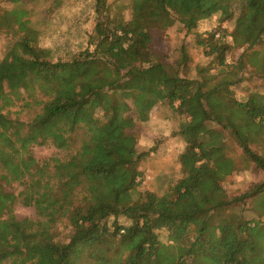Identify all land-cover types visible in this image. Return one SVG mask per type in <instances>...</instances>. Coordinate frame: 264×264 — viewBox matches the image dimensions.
Here are the masks:
<instances>
[{
	"label": "trees",
	"instance_id": "obj_1",
	"mask_svg": "<svg viewBox=\"0 0 264 264\" xmlns=\"http://www.w3.org/2000/svg\"><path fill=\"white\" fill-rule=\"evenodd\" d=\"M92 11L86 47L60 58L23 4L0 9L8 54L30 79L0 91V264H264V181L232 198L223 188L246 165L264 175V94L233 90L248 67L264 82V0H92ZM214 16L193 76L184 46L174 61L156 50V34ZM157 106L181 119L184 143L181 178L162 196L140 189L149 153H121ZM16 108L33 112L20 121ZM35 147L62 156L37 159ZM16 204L35 218L18 220Z\"/></svg>",
	"mask_w": 264,
	"mask_h": 264
},
{
	"label": "rangeland",
	"instance_id": "obj_2",
	"mask_svg": "<svg viewBox=\"0 0 264 264\" xmlns=\"http://www.w3.org/2000/svg\"><path fill=\"white\" fill-rule=\"evenodd\" d=\"M0 0L1 10H10L19 4L29 11V19L32 26L39 33V45L52 49L55 54L64 58L70 54L77 53L86 47L87 36L91 34L94 26V14L92 11V0ZM55 1L58 7L55 8ZM114 2L115 0H109ZM127 2V0H123ZM217 17L214 16L208 21L200 22L191 33H186L182 26L175 23L164 33H158L154 36V45L160 54L165 55L169 61H174L179 55V49L184 46L186 52L190 55V72L194 75V66L198 63L206 64L207 60L202 57L201 50L195 45L198 35L216 30L218 27ZM221 27L231 32V22L221 24ZM13 40L10 36L0 33V91L9 92L18 88L21 91L29 85L30 79L15 68V62L8 52ZM228 42H231L228 39ZM258 50H264V43L257 47ZM157 50V51H158ZM243 49H235L233 58L242 53ZM242 82L233 88L236 97L241 100L250 92L258 91L264 94V82L262 79L253 75L251 68H246L242 73ZM33 111H24L21 114L19 110L11 109L12 118H18L20 121H27ZM181 119L177 117L168 107L157 106L154 108L146 123L137 124L129 143L121 147L122 154H129L135 151L137 154L149 153L138 165V170L143 175L140 189L157 196L171 194L173 185L181 178L178 157L184 150V143L178 135ZM209 127H213L208 124ZM231 157L238 164L240 151L232 143ZM34 156L37 159H45L52 156L61 157L56 150L51 147H35ZM264 155V152H261ZM264 181L262 172L254 169L253 165H246V168L239 169L238 172L228 177L223 182V188L229 198L239 196L251 184ZM12 191L17 193L18 187L13 186ZM173 196V195H171ZM248 205H245L247 207ZM14 215L20 220L23 218H35L32 208H26L20 204L14 206ZM264 221V217H262ZM111 220L108 221L110 223ZM120 224H127L126 219L119 218ZM163 243L167 241V233L161 231L158 233Z\"/></svg>",
	"mask_w": 264,
	"mask_h": 264
}]
</instances>
